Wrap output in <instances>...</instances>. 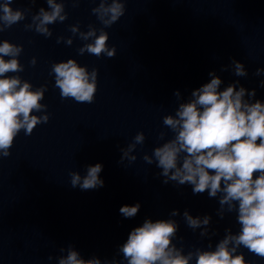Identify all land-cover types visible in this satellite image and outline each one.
<instances>
[{
    "label": "clouds",
    "instance_id": "obj_1",
    "mask_svg": "<svg viewBox=\"0 0 264 264\" xmlns=\"http://www.w3.org/2000/svg\"><path fill=\"white\" fill-rule=\"evenodd\" d=\"M35 3V0H32ZM80 0H73V5ZM126 0H112L106 5L103 0L93 13L105 27L117 22L124 15ZM13 0L0 2V32L25 19V11L13 9ZM51 11L40 8L38 14L32 16V22L26 24V29L35 26L37 33L51 36L47 25L57 20L63 22L67 15H62L63 4L55 0H47ZM70 31L76 34L78 26H71ZM94 37L91 43H86L78 51L100 57L106 55L112 58L116 54L115 47H108V33L103 29L96 35L91 28L87 33H80V38L87 41ZM63 39L59 37L57 43ZM70 45L71 39L67 40ZM23 51L22 45H16L8 40L0 43V155H10L15 138L24 130L25 135H31L35 127L47 123L49 115L47 106L40 102L44 99L47 86L33 89L28 81H22L18 75L24 70L18 57ZM9 57V59H5ZM35 65L36 59L30 62ZM235 75L246 76L245 66L236 60L232 61ZM55 74V87L60 90L62 99H73L77 103L91 104L97 91V70L91 73L86 67L78 65L74 59L54 63L51 69ZM264 69L258 68L256 75ZM211 80L192 91L191 99L180 104L175 116L163 117V124L170 128L175 136L162 146L153 150L152 157L144 155L148 163L156 161L162 169L160 175L165 177L164 183L175 181L179 185L189 184L194 194L208 192L209 197L222 193L219 200L221 208L228 206V211L237 212L240 231L236 235L228 234L220 241L214 251L197 250L195 264H250L243 255L237 254L241 246L254 255L264 258V103L256 100L248 103L244 97L255 96V90L248 92L244 87L237 90L236 83L230 84L224 90H219L221 78L210 72ZM264 86V81H261ZM178 96L179 93L177 92ZM45 112L44 115L33 113ZM165 133H160L163 139ZM145 141L143 132L135 135L127 149H122L123 159L130 162L136 160L134 152L137 145ZM183 158L181 160V154ZM103 165L97 163L87 166L85 176L78 172H70V182L73 187L82 190L103 187L100 178ZM141 205H123L119 212L125 218L135 217ZM173 210L171 216L178 215ZM183 216L189 227L196 229L207 226L211 217H193L187 210ZM178 224L171 219L153 221L146 219L141 226L133 228L119 252L127 264H189L192 253L182 254L173 244ZM206 234L202 232L201 235ZM234 246L229 248V244ZM51 259V257H49ZM59 264H102L99 258L83 259L76 250L69 249L67 256L59 259ZM104 264H117L115 260Z\"/></svg>",
    "mask_w": 264,
    "mask_h": 264
}]
</instances>
